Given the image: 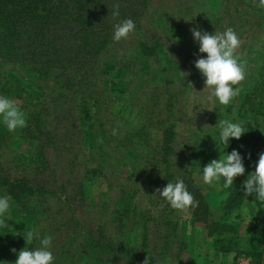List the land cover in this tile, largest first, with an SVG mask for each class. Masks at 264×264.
I'll list each match as a JSON object with an SVG mask.
<instances>
[{
  "label": "rangeland",
  "instance_id": "rangeland-1",
  "mask_svg": "<svg viewBox=\"0 0 264 264\" xmlns=\"http://www.w3.org/2000/svg\"><path fill=\"white\" fill-rule=\"evenodd\" d=\"M139 1L133 11L124 6L129 14L118 19L131 18L135 23V29L127 39L112 40L97 51L94 50L96 46L91 45L92 52L88 56L93 55V63L107 72L109 100L102 98L98 102L99 119L105 120L108 129L109 126L112 128L109 117L113 116L116 125L111 130L115 129L116 134L110 150L105 151L101 163L105 176H97L90 196L82 193V178L85 170L88 175L89 170L98 164L99 157L93 139L78 131L77 96L63 94V90L52 91L50 86L35 88L34 84H41L38 78L27 74L20 66L14 69L8 60L0 58V96L12 99L18 107L23 96L32 102H24L31 108L19 107L25 113V127L9 132L0 118V178L22 180L32 186V194H27L30 202L26 197L24 208L16 203L13 208L10 203L6 214L8 227H0V245L5 246L0 254V264H14L22 248L39 247V239L45 236L52 237L53 264H62L64 257L68 261L77 258L80 264H95L89 250L92 234L95 236L99 228H105L115 235L114 241L121 240L118 221L111 216L110 209L122 183L132 189L139 188L133 201L142 211L138 216L141 222L133 232L132 244L138 245L133 248L141 260L136 261L131 254L112 247L106 249L111 251L109 264H143L147 256L154 258V264H264V255L252 257L240 253L235 256L230 252L219 255V258L215 256L213 236L207 235L212 217L205 221L206 217L194 215L191 207L173 209L170 213L173 220L170 222L171 239H174L165 244L162 235L167 225L160 211L159 195L154 192L148 196V189H151L146 185L149 183L146 179L136 183L131 179L127 181L126 175L134 162L147 157V150L142 145L147 135L155 138V142L158 139L164 141L167 135L159 129L164 124L174 131L175 146L190 139L203 142L204 138H211L213 147H224L229 153L235 149L248 163L256 153L264 152V140H255L261 129L252 131L247 127V120L254 114L240 108L245 92L257 80L264 79V75L259 76L264 72V9L258 7L257 0ZM227 27H231L241 41L236 54L244 65L245 79L233 86L240 88L239 95L223 106L211 96L210 89H203L205 77L194 61L207 54L199 53V44L190 29L215 34ZM145 49L149 53L146 52V57ZM166 54L169 58L165 57ZM173 59L178 62L180 76L166 75L164 71V66ZM98 78L101 79L100 74L88 79L89 87L96 89L93 85L96 82L101 88L102 82ZM15 79L22 81L24 89L16 87ZM28 81L32 82L29 88ZM168 101L171 113L164 109ZM112 106L115 111L117 109L115 113L110 112ZM219 119L241 123L245 133L240 139L230 138L228 146L217 145L214 139L219 137ZM135 137L139 142L137 145L133 144ZM38 139L42 140L43 148L47 145L43 155L45 163H40L37 154ZM201 145L197 152L194 181L209 207L215 209L225 203L229 191L223 187V179L213 185L203 182L202 170L212 160L209 156L212 153L208 154L204 143ZM3 196L10 198L0 184V197ZM90 197L97 199L103 207L93 204ZM239 205L235 212L241 213L243 220L239 227L245 230L252 225L253 217L248 206ZM243 207L249 210L246 216L242 214ZM133 223L134 219L128 222L129 225ZM28 231H35L39 236L30 245L23 236ZM13 248L17 251L12 252Z\"/></svg>",
  "mask_w": 264,
  "mask_h": 264
},
{
  "label": "trees",
  "instance_id": "trees-1",
  "mask_svg": "<svg viewBox=\"0 0 264 264\" xmlns=\"http://www.w3.org/2000/svg\"><path fill=\"white\" fill-rule=\"evenodd\" d=\"M139 2V0H0V58L8 60L14 69H18L20 66L27 74L38 78L41 84H34L35 88L43 89L45 86H50L52 91L63 90V94L72 96L75 94L77 100L80 99L79 102L76 100L75 106L78 113L77 128L79 132H85L93 139L99 157L98 164L89 170V174H86V170L83 174L81 183L83 195L90 196V189L97 176H105L101 163L105 159V151L109 152L113 142L114 135L111 130L116 127L113 116L109 117V120L112 121V128L109 126L108 129L105 126V120L100 121L99 119L100 105H97L98 102L100 103L102 98L109 100L106 94L108 80L105 78L107 72L101 66L93 63V55L88 57L92 52L91 45L93 48L96 46L95 51L103 46L105 48L113 40V25L119 22L118 19L129 14L124 6H128L129 10L133 11ZM125 3L126 5H124ZM116 4L120 6V15L113 19L111 11ZM155 47H157L156 44ZM146 52L149 54L145 49L144 57H146ZM159 53L160 51H158ZM165 57L169 58L168 54ZM168 62L164 66L166 75L174 73L180 76L178 62L174 59ZM98 74L101 77L98 80L102 82V87L99 88V83L94 82L93 85L96 86V89H93L91 86L89 87L88 79L96 78ZM262 75L264 72L259 76ZM14 82L18 89H24L22 81L15 79ZM30 85L32 82L28 81L27 87L29 88ZM20 100L22 101L19 105L20 108L24 106L25 109L31 108L29 103L32 102L26 97L23 96ZM66 100L68 99L66 98ZM21 101H17V103ZM170 101L166 102L164 106V109H167L169 113L172 110L169 107ZM240 108L254 114L251 119L247 120V127L252 131L260 128L261 131L255 135V140L256 142L264 140V123L262 122L264 118V79L257 80L253 87L245 92ZM110 110L112 113L117 111V109L116 111L113 109V106L110 107ZM165 118L168 119V117ZM164 121L166 122V119H163ZM159 129L167 135L166 138L164 141L158 139V142H155V138L146 136L142 145L146 148L148 155L132 164L126 173L127 181L131 179L137 183L141 179H146L149 182L146 185L151 189V191L148 189L149 196L155 192L156 186L162 189L168 181L175 182L179 177L184 181L195 201H198V206L191 207L194 210V215L200 218L202 215L205 216V221L212 217L211 228L207 235L213 236L212 248L215 256L219 258V255L230 252H234L235 256L240 253H246L252 257L263 256L264 204L254 200V195L245 196L242 187L248 175L255 170V162L259 159V153H256L249 163L246 160L243 161L245 173L237 176L233 186L227 188L229 195L225 203L211 209L194 181V168L198 162L197 152L202 146L201 143L207 146L208 154L212 153L209 155L212 156V159H219L220 154L225 155L229 151L224 147H213L211 138H204L203 142L200 140L193 142L190 139L180 142V146H175L174 131L165 124ZM138 143L135 137L133 144L137 145ZM38 145L37 154L40 155V163H45L43 155L46 153L44 148L47 145L43 148L41 139H38ZM0 184L6 194L10 196L9 201L13 208L15 203L24 208L25 204L23 203L26 202V197L30 202L27 194H32L31 185L22 180L7 181L2 177ZM34 188H37L38 191L41 190L38 187ZM138 190V186L132 189L127 184L119 185V193L110 210L111 216L118 221L117 230L121 231L122 237H120L121 240L114 241L115 235L105 228H99L95 236L92 234L89 250L95 264H109L111 251L106 249L112 247L120 249L123 253L131 254L136 261L141 260L133 248L138 245L132 244L135 238L133 232L137 228L136 225L140 221L138 216L142 212L133 201ZM90 199L93 204L99 205L100 208L103 207L97 199L91 197ZM159 200L162 203L160 211L167 225V230L162 238L168 245L174 239V237L171 239L173 220L169 216L173 208L160 196ZM240 203L248 206L253 217L252 225L245 230L239 227L243 220L241 213L235 212L237 207H240ZM103 211L105 212V209ZM131 219H134L135 223L129 225L128 222ZM17 246L20 245L17 244ZM4 250L5 246L0 245V254ZM147 257L149 264L156 262L152 256ZM71 259L68 261L64 257L62 264H80V260L77 258Z\"/></svg>",
  "mask_w": 264,
  "mask_h": 264
},
{
  "label": "clouds",
  "instance_id": "clouds-1",
  "mask_svg": "<svg viewBox=\"0 0 264 264\" xmlns=\"http://www.w3.org/2000/svg\"><path fill=\"white\" fill-rule=\"evenodd\" d=\"M119 4L114 5L111 16L116 19L120 15ZM258 7L264 9V0H258ZM112 39L120 42L127 39L128 35L134 31L135 23L131 18L119 21L114 24ZM193 38L199 44V53H206V57L198 58L194 61L195 67L202 73L204 88L211 90V96L215 97L220 105L227 106L232 99L239 95L238 85L245 79L244 65L240 62L236 50L240 46V39L236 32L227 27L223 32L209 33L200 31L196 28L190 29ZM212 110V109H209ZM0 118L9 132L26 126L25 113L16 105V103L6 97L0 96ZM219 128V137L214 139L216 144H229L230 138L240 139L245 130L241 123H234L229 119H219L217 122ZM113 135L116 130H113ZM259 159L255 162V170L248 175L243 182L244 195H254V200L264 204V152L258 154ZM245 173V167L241 154L233 149L230 153L219 156V159H212L202 170V179L205 184L213 185L223 179V187L231 188L234 179ZM162 175V174H161ZM155 194L162 197L171 208L175 210H186L189 207L198 206L193 195L187 190L184 181L179 177L175 182H169L165 187L157 188ZM10 201L7 196L0 197V227L7 228ZM248 208H242V214H248ZM27 245H30L34 239H38V233L28 231L24 235ZM52 243L51 236H45L39 239V247L29 249L22 248L18 252V258L14 264H53L54 256L50 251ZM16 252L15 248L11 249ZM143 264H149L148 257Z\"/></svg>",
  "mask_w": 264,
  "mask_h": 264
}]
</instances>
